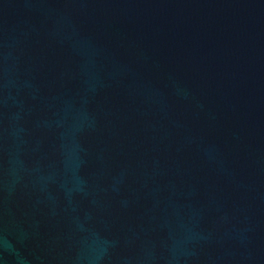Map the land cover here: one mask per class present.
<instances>
[{
    "label": "water",
    "instance_id": "1",
    "mask_svg": "<svg viewBox=\"0 0 264 264\" xmlns=\"http://www.w3.org/2000/svg\"><path fill=\"white\" fill-rule=\"evenodd\" d=\"M0 264H264V0H0Z\"/></svg>",
    "mask_w": 264,
    "mask_h": 264
}]
</instances>
